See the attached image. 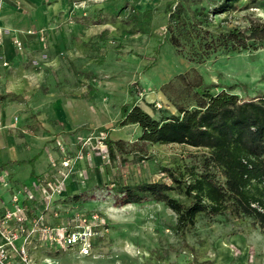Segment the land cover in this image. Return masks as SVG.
<instances>
[{
	"label": "rangeland",
	"instance_id": "obj_1",
	"mask_svg": "<svg viewBox=\"0 0 264 264\" xmlns=\"http://www.w3.org/2000/svg\"><path fill=\"white\" fill-rule=\"evenodd\" d=\"M220 1L33 0L35 17L28 25L14 31L0 25V93L17 95L0 101L9 114L0 124L10 129L16 149L39 142L45 160L29 182L5 184L10 202L19 192L49 223H66L76 213L99 219L90 254H81L76 245H41L32 238L26 247L37 264L46 258L50 264H264V235L250 217L199 214L181 234L176 214L164 204L115 201L113 183H170L161 167L184 171L202 148L154 143L145 153L132 151L113 161L106 156V135L134 141L141 134L136 124H117L124 104H138L154 118L176 115L173 103L190 101L184 81L199 76L216 85L213 91L231 87L242 97L264 93V47L228 53L204 44L219 30L264 21V0L247 8L240 0L236 9L214 13ZM193 9L202 13L200 24H193ZM172 11L178 12L177 22L169 20ZM81 17L102 23L83 24ZM171 35L178 36L177 47L169 42ZM179 73L185 78L174 79ZM61 181L62 191L47 205L48 183ZM94 185L103 188L104 197L71 200L81 192L89 197Z\"/></svg>",
	"mask_w": 264,
	"mask_h": 264
},
{
	"label": "trees",
	"instance_id": "obj_2",
	"mask_svg": "<svg viewBox=\"0 0 264 264\" xmlns=\"http://www.w3.org/2000/svg\"><path fill=\"white\" fill-rule=\"evenodd\" d=\"M239 1L221 0L213 12L236 9ZM255 1L245 0L243 7H250ZM178 9L183 10L180 6ZM170 14V22H177L178 12ZM201 14L192 10L193 24H200L197 16ZM78 21L102 23L101 19L92 22L88 17ZM169 42L177 47L178 36L171 35ZM204 44L209 48L222 47L228 53L262 48L264 21L251 19L246 25L219 30L210 43ZM185 74L179 73L174 79H184ZM184 82L190 101L173 103L176 115L154 118L138 104L122 105L117 124H136L141 134L134 141L112 140L106 135V156L113 161L118 156L126 158L132 151L145 153L148 145L154 143H178L203 150L184 171L162 166L161 171L170 183L165 180L113 183L115 201L120 205L148 200L160 202L176 214L175 229L181 234L194 225L199 214L213 217L228 213L231 217H250L264 235V93L242 97L230 92L231 87L213 91L216 85L204 82L201 76L192 83ZM15 96L14 92L0 93V101ZM29 129L34 131L36 125H30ZM184 172L188 173V178L184 177ZM101 189L94 185L89 197H86L88 192H81L70 198L98 199L105 194ZM171 192L183 199L172 196ZM31 213L35 215L33 210Z\"/></svg>",
	"mask_w": 264,
	"mask_h": 264
},
{
	"label": "built area",
	"instance_id": "obj_3",
	"mask_svg": "<svg viewBox=\"0 0 264 264\" xmlns=\"http://www.w3.org/2000/svg\"><path fill=\"white\" fill-rule=\"evenodd\" d=\"M63 184L62 181L54 185L48 183L50 190L45 193L47 205L62 191ZM19 194H12V207L5 208L1 215L0 264H37L26 247V243L34 237L41 245L54 244L61 248L76 245L81 254H90L91 238L95 234L93 229L99 224L96 214L76 213L68 215L66 223L50 225L41 214H28ZM42 264H50L49 259L46 258Z\"/></svg>",
	"mask_w": 264,
	"mask_h": 264
},
{
	"label": "crops",
	"instance_id": "obj_4",
	"mask_svg": "<svg viewBox=\"0 0 264 264\" xmlns=\"http://www.w3.org/2000/svg\"><path fill=\"white\" fill-rule=\"evenodd\" d=\"M32 7H34L33 0H6L0 8V25H9V29H13V31L15 29L24 28L29 24V20L35 17V12L32 10ZM15 35L17 36V34ZM5 40L6 49L9 50V37H6ZM0 118L3 123L9 119L8 110L4 108L1 102ZM9 130V128L3 125L0 129V212L3 211L4 208L12 206V202H10V190L6 187L7 184L10 186L12 183L11 186L17 187L20 186L19 182L21 181L29 182L37 175V170H40L45 163L44 159H40L42 148L38 149L37 145L39 142L33 141L32 146H28V150L16 149L13 145L14 140ZM33 138L31 139L33 140ZM20 154L25 155L21 156ZM31 158H33V160L30 162L29 160ZM18 196H21L20 200L23 203L26 201V204H31L29 211L31 215L32 210L33 212H38L35 202L27 201V199L24 201V197L21 194ZM46 222L49 223V219H47ZM50 222V225L59 223L56 219Z\"/></svg>",
	"mask_w": 264,
	"mask_h": 264
}]
</instances>
